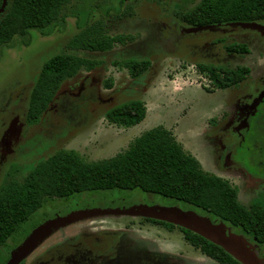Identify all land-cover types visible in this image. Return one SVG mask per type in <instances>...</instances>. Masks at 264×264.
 I'll use <instances>...</instances> for the list:
<instances>
[{"label":"rangeland","instance_id":"obj_1","mask_svg":"<svg viewBox=\"0 0 264 264\" xmlns=\"http://www.w3.org/2000/svg\"><path fill=\"white\" fill-rule=\"evenodd\" d=\"M106 1L114 3V0H77L69 7V14L63 25L51 30L49 34L33 31L31 43L27 47L15 44L3 50L0 57V182L12 163L20 165L21 174H25L38 160L61 148L77 151L84 160L114 155L124 150L135 136L156 125L169 129L183 148L195 155L206 170L211 167L205 154H209V145L212 146L211 151L215 149L218 152L220 143L217 137L234 135V139L225 144L223 155L232 142L240 137V121L250 112L251 104L264 90V34L258 28L230 23L213 25L199 31H186L191 26L179 23L170 14L171 0H141L134 7L133 17H108L106 27L109 34L138 33V38L105 52L75 51L78 55L102 59L103 63L91 71L80 70L74 76L64 79L39 119L33 123L26 121L29 91L42 62L65 49L66 42L78 30V24H81L88 13L90 20L100 16L101 8L107 5L106 3L104 6ZM233 41L246 43L249 52L242 55L226 53L224 45ZM126 57L148 58L151 66L140 77L131 78L124 68L112 65V60ZM198 62L247 65L250 75L236 86L206 92L204 87L209 86V83L197 73L195 64ZM106 77L113 79L111 88L103 86ZM134 98L143 100L147 107L146 116L141 122L126 128L106 121V110ZM263 121L264 100L259 104L257 114L251 118L248 132L264 131V126L258 128ZM220 124L226 127L221 132L224 130L227 133L218 134L216 130H212ZM3 134L5 138H9L3 139ZM12 136L14 138L10 139ZM236 171L233 175L231 170L213 173L228 179L232 184L238 183L237 196L242 203L250 201L259 191L264 192V180L257 185L243 184ZM126 193L127 191L119 190L89 191L62 199L61 204L48 207L49 211L44 206V212L41 209L32 214L10 240L16 243L21 234L31 232L44 221L54 218L47 216L55 212L63 213L106 202L110 204L109 201H112V205L119 201L117 206L123 202H149L190 209L182 202H174L159 195L136 192L126 200L118 195ZM137 219L138 215L121 213L90 215L76 220H80L84 227H100L107 231L131 234L138 232L137 226L131 225L126 229L123 224ZM66 225L52 228L46 236L58 232ZM155 228L157 227L148 225L140 227V230L146 236L149 235V239H159L160 245H171L173 252L191 255L197 264H219L185 246L179 239L180 232L177 230L168 237L157 234L158 238L154 236L157 233ZM227 231L233 232L230 228ZM239 234L245 240V246L264 264V248ZM62 239L64 243H69L67 237ZM38 242L31 250L38 247ZM150 250L156 252L145 255L144 251L133 252L134 261L139 264H195L192 259L183 256L170 262L164 252L153 248L146 251ZM51 252L52 248L46 247L38 251L37 256L48 263ZM5 258L6 254L0 250V264L4 263Z\"/></svg>","mask_w":264,"mask_h":264},{"label":"trees","instance_id":"obj_2","mask_svg":"<svg viewBox=\"0 0 264 264\" xmlns=\"http://www.w3.org/2000/svg\"><path fill=\"white\" fill-rule=\"evenodd\" d=\"M76 1L6 0L0 12V57L5 48L15 44L29 46L33 31L49 34L63 25L69 7ZM140 1L114 0L113 4L106 1V7L99 6L100 16L90 20L88 13L78 24V30L65 44L66 50H60L42 62L29 91L27 122L39 119L64 79L80 70L91 71L103 63L102 59L78 55L75 51L105 52L138 38V33L109 34L106 24L112 15L133 17L134 7ZM170 14L191 27L231 22L264 23V0H171ZM224 49L239 55L249 52L247 44L238 41L226 43ZM112 65L124 68L131 78H138L150 68L151 61L126 57L112 60ZM195 69L209 83L204 87L206 92L236 86L250 75L247 65L198 62ZM112 80V77H106L104 88H111ZM259 104L254 113H249L250 121L257 114ZM146 112L145 102L134 98L109 108L104 117L108 123L127 128L141 122ZM263 126L264 121L258 128ZM100 190L127 191L124 194L127 196L140 192L182 202L264 248V196L261 194L247 203L240 202L236 187L228 179L204 169L197 157L186 151L174 134L162 125L144 130L124 150L105 158L84 160L77 151L61 148L38 160L25 174H21L20 165L12 163L0 182V248L32 214L41 209L44 212V206H56L74 194ZM160 225L174 226L161 220ZM180 228L185 240L218 263L242 264L221 246L189 229Z\"/></svg>","mask_w":264,"mask_h":264},{"label":"flooded vegetation","instance_id":"obj_3","mask_svg":"<svg viewBox=\"0 0 264 264\" xmlns=\"http://www.w3.org/2000/svg\"><path fill=\"white\" fill-rule=\"evenodd\" d=\"M228 54H232V53H228ZM247 114L249 113H246V115ZM246 115L240 121V123L242 124L241 126L242 132L239 134L240 137L235 142L234 141L232 142L226 154L224 153L225 156L223 155L225 149L224 146L225 144L228 143V141L230 142L231 139H234L233 137L234 135L233 136L223 135L221 137H217L220 143L218 152L215 149L211 151L212 146L209 145L208 150L210 151L209 154L208 153L205 154V159L209 163V167H211L210 169H208L210 172L213 173L216 171L231 170V174L233 175V173H235V171L237 170L236 171L237 177L239 174L240 175L239 179L243 182V184L245 183V184L257 185L264 180V131L248 132L250 128V119L249 117H246ZM9 124L10 121L8 122L6 128L8 127ZM224 128L226 127L220 124L214 126L212 130H216L218 134H225L228 131L223 130V132H221V130ZM7 138H5L3 134V139L6 140ZM13 138H14L13 136L10 137V139ZM220 148L222 150L221 153H220ZM235 184L233 185L236 187L238 183L235 182ZM261 194L264 196V192L259 191L250 200H252L255 197H258ZM130 196L131 195L129 196L119 195V197L123 200L124 199L126 200V198H130ZM61 202L62 201H59V204H61ZM118 202L113 203L115 205H112V201H109L110 204H107L106 202L103 203L102 205H98V204H95L93 206L88 205L85 208H80V209L114 208V207L122 208L133 204H139V203L127 204L126 202H123L121 205L118 204L120 206H117ZM140 203H145V202H140ZM145 204H154V203L147 202ZM80 209H73V210H80ZM70 211L72 210L63 213L55 212L47 217L51 218V217L64 215ZM120 214L121 213H115V212H98L95 214L94 213L89 214L87 216L120 215ZM123 225L124 228L126 229L131 225L137 226L136 231L138 232L131 234H123L118 231H107L100 227H92V228L84 227L82 226L80 220H76L68 224V226L66 225L62 229H59L58 232L56 231V233L46 236L39 243L38 247H36L34 250H31L26 256H24V258L18 264H30L32 262H35V264H45L46 260H43L41 256H37V252L44 250L46 247L50 249L52 248V252L51 254H49L50 257L47 260L48 263L46 264H139L134 261V257L132 253L133 252L139 253L140 251H144L143 254L145 255L148 254L149 252H156L155 250L146 251L149 248L157 249L161 252H164V255L166 256V258L170 260V262H173L174 258L176 257L180 258L183 256L192 259L193 262L197 264V261L193 259L191 255H180L178 251L173 252L172 250L173 248L171 245H169L168 247L162 244L160 245L159 239H154V238L149 239V235L146 236L145 234L141 233L140 227L143 226L148 227V225L157 227L155 228L157 232L154 234L155 237H158L157 234L160 235V233L163 236L168 237V235L170 236L171 234H173L174 231L177 230L178 232H180L179 239L184 242L185 246L189 247L193 251H198L200 254L204 255L205 257H208L207 255L202 253L197 247H195L191 242L184 239L185 236L184 231L180 228L181 226L179 225L173 224L174 226L172 227L162 226L160 225L159 219L148 218L143 216H139V219L137 220L126 221L124 222ZM229 228L233 232L238 233L234 231L231 227ZM129 230L132 231V229ZM28 233L29 232H26L25 234L21 235L18 241H16V243H13V240H10L5 246L0 248L1 253L6 254V258L3 264L7 263L13 249L20 243V241ZM63 237L68 238L69 241L68 244L64 243V239H62ZM257 250L262 251L258 248Z\"/></svg>","mask_w":264,"mask_h":264},{"label":"water","instance_id":"obj_4","mask_svg":"<svg viewBox=\"0 0 264 264\" xmlns=\"http://www.w3.org/2000/svg\"><path fill=\"white\" fill-rule=\"evenodd\" d=\"M6 0H2L0 6V12L3 11ZM230 24L241 25L244 27L258 28L264 34V25L253 22H231ZM213 25L206 26H193L187 28L186 31H199L202 29L210 28ZM264 98L263 92L253 101L251 104V110L249 113H254L257 105ZM248 116V115H247ZM98 212H115L125 213L131 215H138L148 218L159 219L172 224L179 225L186 229H189L206 239L221 246L225 251L240 261L242 264H261L260 260L254 255V253L245 246L246 242L239 233L229 232V228L222 222H212L209 217L203 214H199L192 209H183L176 206L157 205V204H133L127 207H114V208H91L72 210L64 215L56 216L48 219L38 225L33 231L29 232L22 241L13 249L6 264H18V262L30 252L31 247L38 241L40 242L48 234V231L52 228H56L59 225L67 224L73 220L85 217L92 213ZM43 237V238H42ZM38 242V243H39Z\"/></svg>","mask_w":264,"mask_h":264}]
</instances>
